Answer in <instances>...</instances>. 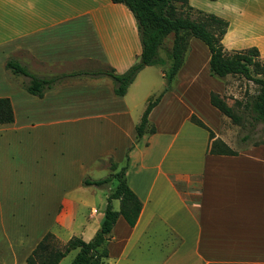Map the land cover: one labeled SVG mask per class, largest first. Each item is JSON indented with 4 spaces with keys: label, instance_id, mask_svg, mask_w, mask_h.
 I'll use <instances>...</instances> for the list:
<instances>
[{
    "label": "crops",
    "instance_id": "1",
    "mask_svg": "<svg viewBox=\"0 0 264 264\" xmlns=\"http://www.w3.org/2000/svg\"><path fill=\"white\" fill-rule=\"evenodd\" d=\"M188 4L227 22L225 49L255 47L264 59V0ZM202 44L189 40L137 139L136 126L159 94V83H143L153 66L123 96L108 77H76L38 97L25 90L28 78L5 68L14 60L39 78L107 68L122 74L141 53L133 14L111 0H0V98L13 111V121L0 125V264H26L46 234L59 246L92 240L116 181L83 182L123 167L141 209L133 226L117 218L103 264H264V145L209 152L222 140L225 117L209 95L223 96L225 77L218 83L209 75ZM111 206L118 211L119 200Z\"/></svg>",
    "mask_w": 264,
    "mask_h": 264
},
{
    "label": "trees",
    "instance_id": "2",
    "mask_svg": "<svg viewBox=\"0 0 264 264\" xmlns=\"http://www.w3.org/2000/svg\"><path fill=\"white\" fill-rule=\"evenodd\" d=\"M114 4L124 5L134 16L137 32L141 44V53L127 71L116 74L114 70L98 69L95 71H79L49 78H39L31 75L26 69L14 60H8L5 68L13 75L28 78L25 90L35 96L41 97L43 93L62 80L76 77H108L113 81V93L117 96L125 95L127 88L134 81L137 74L147 66L163 65L164 60L158 54L165 39L171 36V48L168 58L171 61L167 72H164L166 86L157 96L152 98L136 126L137 139L148 129L147 117L150 111L158 104L163 94L171 86L173 79L183 64L191 38L200 40L210 54L209 73L218 78L226 76H239L252 82L258 87V93L251 103L254 120L264 123V61L260 59L259 51L251 47L241 51L226 50L221 41L227 30V22L189 6L188 0H111ZM210 104L221 115L227 117L232 123L237 124L239 117L233 114L224 98L211 92ZM13 121V111L10 101L0 98V125ZM191 121L202 128L205 125L196 117ZM154 131L150 127L149 132ZM214 135L209 131V140ZM218 147V148H217ZM220 147H224L219 149ZM209 152L222 155H235L236 152L227 148L219 139L213 140L209 145ZM115 167L113 166V171ZM125 167L112 173L108 177L91 181L84 180V185L100 187L113 180L116 186L107 195V204L103 221L89 242L79 237L70 238L64 245L55 247L56 240L53 235L46 234L26 259V264H58L70 251L77 250L76 255L69 264H103L107 257L106 242L117 218L121 216L129 226H133L139 215L141 204L129 190L125 181ZM112 200H119V210L114 211ZM55 242V243H54Z\"/></svg>",
    "mask_w": 264,
    "mask_h": 264
},
{
    "label": "rangeland",
    "instance_id": "3",
    "mask_svg": "<svg viewBox=\"0 0 264 264\" xmlns=\"http://www.w3.org/2000/svg\"><path fill=\"white\" fill-rule=\"evenodd\" d=\"M171 43V36H169L161 48L160 54L166 59L169 46ZM203 45V44H202ZM204 46V45H203ZM205 47V46H204ZM248 49V48H246ZM227 50V49H226ZM245 50V49H241ZM235 50V51H241ZM230 51V50H228ZM169 59V58H168ZM260 59H264L260 55ZM170 59L166 60L163 65H154L149 69L145 80L143 83L153 81L154 83H159V92L163 90V86H166L165 78H161V70L167 72L170 67ZM210 75V73H209ZM219 83L218 77L212 76ZM219 80V81H218ZM224 88V102L225 104L232 108L233 114L239 117V122L234 124L230 119L224 117L223 122V132L222 141L227 148L235 152H240L241 150L249 146H259L264 145V123L254 120V113L251 110V103L254 97L258 93V87L250 81H246L244 78L239 76H227L221 80ZM218 148V147H217ZM224 147H220L222 149ZM115 185V182H112ZM55 243V242H54ZM55 247H59L58 243H55ZM75 252H71L65 256L58 264H69L74 257Z\"/></svg>",
    "mask_w": 264,
    "mask_h": 264
}]
</instances>
